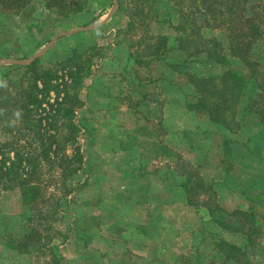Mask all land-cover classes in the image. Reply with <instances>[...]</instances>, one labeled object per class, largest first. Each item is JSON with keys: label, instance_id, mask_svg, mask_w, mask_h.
I'll return each instance as SVG.
<instances>
[{"label": "rangeland", "instance_id": "rangeland-1", "mask_svg": "<svg viewBox=\"0 0 264 264\" xmlns=\"http://www.w3.org/2000/svg\"><path fill=\"white\" fill-rule=\"evenodd\" d=\"M63 1L71 6L59 8ZM116 1L117 4L115 0H59L54 8L60 9V13L52 14L42 0H31L18 13L0 16V75L10 68H14V73L24 71L14 65L30 64L26 60L41 50L45 53L40 65L53 70L57 61L67 57L82 62L90 60L79 88L83 102L71 105L76 124L73 134L61 127L59 115L66 112L63 109L57 112L58 101L65 93L63 80L67 77L53 81L59 82L58 87L49 86L37 93L40 102L33 115L41 118L40 124L35 123L27 130L25 122L19 121L20 115L14 116L12 111L5 116L10 119L6 123L0 119V163L7 171L5 182L0 184V214L4 216L0 219V231H3L0 264H194L198 255L204 256L205 264H230L232 260L223 263L210 249L213 239L223 237L241 247L247 243L245 225L246 231H241V226L223 230L211 220L202 201L224 203L233 211L241 206L242 200L249 204L240 190H246L248 196L264 191V184L255 188L248 184L264 174V136L260 141H247L264 130L257 125L253 113L242 116V108L264 89V34L253 40L255 48L251 47L247 55L248 65L239 57L226 54L228 62L221 66L200 63L196 67L201 74L212 73L210 98H222L226 104L222 115L229 117L226 122L229 126L221 127L237 144L228 160L234 169L224 184L220 180L215 186L222 190L221 195L211 199L200 189L192 197L197 201L189 205L180 191L171 193L170 175H165L163 184L154 177L145 184L143 175L152 176L156 170L154 176L161 177L166 167L175 165L178 175L185 176V172H194L197 167L203 172L206 184L225 172L220 162L225 138L216 125L208 127L202 117L186 108L184 91L189 95L196 93L191 85L183 91L179 88L166 92L160 81L148 84L149 78L155 79L164 70L161 62L153 63L151 68L128 65L124 52L119 55V63L112 61L113 50L120 40L124 43L126 39L138 40L146 35L155 36L154 39L176 36L177 32L165 20V13L172 5L160 0L165 3L150 9L141 0H121V8L133 14L129 17L119 10V0ZM258 2L248 1L250 6ZM78 7L83 10L76 12ZM173 8L177 12L176 5ZM110 9L115 12L109 13ZM105 20L107 24L102 25ZM195 33L201 37L196 45L204 44L210 36H215L224 47L229 45L223 27L199 26ZM143 46L145 43L134 45L132 50L141 51ZM252 57L260 65H252ZM128 68L144 79L141 82L145 87H138L147 95L145 104L131 91L130 80L135 74L129 80L128 72L123 74ZM225 70L237 73L247 84L245 94L237 77L229 82L222 80ZM65 72L58 70L57 74ZM97 78H100L98 83ZM184 78L177 77L174 81L184 85ZM219 88L220 96L214 93ZM55 113L58 118L54 121L50 116ZM232 115L237 124H233ZM166 121L168 124H164ZM177 129L181 133L172 137L177 132L171 131ZM56 130H64V134H56ZM192 139L197 142L201 160L191 164L187 159L193 162L188 149ZM256 145L261 147L258 149ZM122 168L129 171L127 177L121 175ZM24 177L28 186L36 188L33 212L23 202L22 188L17 184ZM251 204L264 216V199ZM37 210L43 211L41 216L35 214ZM237 214L232 218L238 216L247 224L245 215ZM257 221L261 225L259 233L249 241L253 247L247 245L248 254L241 255L233 264H264V218ZM25 237L40 241L42 246L14 248L5 242L12 240L16 245L24 243Z\"/></svg>", "mask_w": 264, "mask_h": 264}, {"label": "trees", "instance_id": "trees-1", "mask_svg": "<svg viewBox=\"0 0 264 264\" xmlns=\"http://www.w3.org/2000/svg\"><path fill=\"white\" fill-rule=\"evenodd\" d=\"M56 1L59 0H42L43 4L52 14H59L60 9L58 10L57 8H54ZM141 1L144 4H148L150 9L156 7L159 3H165V1L160 0ZM248 1L249 0H166V4H171L172 9L166 11L165 20L170 24V27L177 32L176 36H158V38H155L156 40L154 39L155 36L152 35H146L142 38L139 37L138 40H131L129 38L128 40L126 39L124 43L121 40L117 42V49L115 48L113 50L115 54H117L118 51H123L126 55L128 65H131L130 63H135L137 66H147L151 68L153 63H157V65H159L158 63L161 62L164 70L161 71L155 79L149 78L148 84H151V82L154 84L155 82L157 83L160 81L166 92H172L174 89L176 90L179 88L183 91L188 85H191L196 93L189 95L187 90L184 91L187 96V101L185 102L187 105L186 108L200 117H205L210 126L216 125V130L223 134L225 138V145L223 149V158L220 162L223 163L222 170L225 172L221 174V177H215V179L212 178L211 181L204 184L203 176L193 175L194 173H186L185 177L176 184V186L183 189V193L186 195L187 201L190 202L193 200L197 201V198L193 199L192 197H194L196 192L200 189L206 191L205 194L209 195L211 199L217 198L221 189L217 190L215 186L219 184L220 180L224 184L227 180L229 172L234 169L233 163L228 162V160L232 158V147L237 144V142L234 138H232V136L227 135L224 132V128L229 126L226 122L230 120L229 117L227 118L222 115V111L225 109L226 104H224L222 98H210L211 95H213V92H211L212 85L210 84L212 73L207 72L205 74H201L196 67H198L200 63H203L204 66H208L210 64L211 66H213V64L221 66L225 62H228L225 59L226 54H229L232 57H239L243 60V62L247 63L246 65L249 64L247 55L249 51H251V47L255 48L253 40L257 39L261 34H264V19L261 18L262 15L264 16V1L259 0L258 3L251 6ZM30 2L31 0H0V8L3 9L0 11V16H6L8 14L11 15L13 12L18 13L26 4ZM120 4H122L121 0H119V5ZM173 5H176L177 12L176 9L173 8ZM67 6L71 5H69L66 1H63L59 8ZM82 10V7H78L76 12H80ZM119 10L123 12L125 11L126 14L128 13L126 8H121V5ZM141 12L142 11L140 10V15L143 13ZM128 14L129 17H133L132 13L129 12ZM129 19L130 22L133 21V19ZM199 26H205L211 29L223 27L226 31V35L229 37V45L224 47L215 36L206 37L204 44L201 43L196 45L197 39H201V37L195 33L197 27ZM152 40L153 43H150ZM154 40L156 41V44ZM142 43H145V46H143L141 51H138V49L132 50L134 45L139 47L142 46ZM209 44L210 47L208 46ZM200 56H202V58H200ZM42 58H44V55L32 60L30 64L25 66L14 65L16 68L21 67L24 69V71H21L20 73H14V68H10L7 69V71L2 72L0 75V119L6 123L10 119L5 116L8 112L12 111L14 116L17 114L20 115L19 121L21 123L25 122L27 130L29 127L32 128L35 123L40 124L41 118H36L33 115L34 109L39 106L40 102L37 98V93L41 89L47 90L49 86L58 87L60 85L59 82L53 83V81L58 78L67 77L66 80L69 82L63 80L65 85L63 90L65 89V93H63L61 100L58 101L57 112H59L60 109H63L66 112L59 115L60 123L62 124L61 127L65 126L66 129L64 130H67L68 134H73L74 131H76V124L73 119L75 112L71 105L78 103L81 104L83 102L80 99L81 91L79 88L82 85L83 77L87 75L88 67L86 66V63H89L90 60H83L84 62H82L77 61L74 57L72 59L67 57L64 60L60 59L57 61L55 66L56 68L53 70L51 67L44 68L40 65L39 62L42 61ZM74 59L75 61L71 62ZM76 61L82 62L83 64L81 65L76 63ZM251 63L252 65H260V62L253 57ZM72 67H75V69L72 70ZM58 70H65L66 72L63 75H58ZM125 70L129 74V76L127 75L129 80L132 77V73L135 74V77L130 80L132 83L130 85V87L132 86L131 91L136 94V98L141 99L142 104H145L144 100L147 95L146 93L144 94V89H140L142 84L141 81H144V79L137 74V71H132V69L129 68ZM13 76L17 77V79L12 78ZM175 76L176 78L185 77L186 82L184 85H179L180 83L177 80L174 81L176 79ZM262 76L264 78V73ZM235 77H237V82L243 89L242 94H245L244 91H247V84L241 81V78L237 76V73L232 70H225L222 73L221 78L222 80L229 82L230 79H235ZM99 79L100 78L96 79V83H98ZM38 82L41 83L40 88ZM139 85L140 87H138ZM261 90V92L256 94V98L251 99V101H249L248 104L242 108V116L247 115V112L253 113L254 116L256 115V119L258 121L257 125H259L260 128L262 127L264 130V89ZM221 91L222 89L219 88L216 89L214 93H218V96H220L222 94ZM57 118L56 113L50 116V119H54V121ZM234 118L235 115H232L231 119L233 124H237V120ZM64 119H67V121H64ZM58 127L59 126H56V128ZM64 130H56L55 132L56 134H64ZM262 132L263 131H259L256 135H252V137H249L247 141L250 142L251 139L252 141H260L262 136H264V133ZM68 134L66 136H68ZM49 135L55 137L53 134ZM51 144L52 143H50V145ZM243 146L249 150L247 144H244ZM256 146L258 149L261 147L259 145ZM6 175L7 171L3 169V166L0 163V184L5 182ZM25 178L26 177L19 179L17 184L18 186L20 185V188H22L21 196L23 198V202L25 205L28 204L27 208L33 212L35 207L34 201L37 203V198L35 197L36 188L33 185L28 186L29 182ZM248 184L253 188L259 187L260 184H264V174L261 173L260 179L255 178L250 180ZM231 189L235 188L232 187ZM242 189H244V187ZM245 193H247L246 190H240L242 197L245 200H248L245 203L248 202L249 204H244L242 202L243 200L241 201L240 199L241 206H237V208L233 209V211H229V208L224 203L218 204L202 201L204 206H207L209 210L211 220L217 223L223 230H235L238 226H241L240 230L244 231V225L247 228V231L245 230L247 243H245L243 247L233 244L223 237H216L213 239L210 249H212L217 259L223 261V263L232 260L228 263L233 264L241 255L248 254L246 247L247 245H253L252 243H249V241H252V239L257 236L256 234L259 233L258 230L261 226L257 225V219L264 218L261 212L251 204V202H255L256 199L258 201L264 199V191H261L260 195L252 196H248ZM42 213L43 211L41 210H37L35 212L38 216H41ZM237 213L245 215L247 224L242 223L238 219V216H236V219L232 218ZM3 217L4 216L0 214V219H3ZM2 232L3 231H0L1 234ZM28 235L29 234H25L26 237H28ZM26 237L25 240H23L24 243L20 242L16 245L12 244V240H6L5 242H8V245L14 248H21L22 245H28L31 247L39 245L42 246L40 241L35 239L29 240V238ZM197 257L198 261L194 264H205V259L202 258L204 256L198 255Z\"/></svg>", "mask_w": 264, "mask_h": 264}, {"label": "crops", "instance_id": "crops-1", "mask_svg": "<svg viewBox=\"0 0 264 264\" xmlns=\"http://www.w3.org/2000/svg\"><path fill=\"white\" fill-rule=\"evenodd\" d=\"M115 12V10H111L110 9V11H109V13H111V14H113ZM109 16H107L106 18H108ZM107 20H105L103 23H102V25H105V24H107ZM42 45H45L44 43L42 44ZM115 48L117 49V47L115 46ZM40 51H37L35 54H33V55H30L31 57H34L36 54H38ZM121 52H123V51H118L117 52V54H115L114 52V55H113V58H112V61L113 62H117V63H119L118 62V58H119V55L121 54ZM45 53V51H42L41 50V52L38 54V56H42L43 54ZM30 56H28V57H30ZM27 57V58H28ZM30 57V58H31ZM115 57V58H114ZM30 58H28V59H30ZM26 59V58H25ZM120 64H122V62L120 63ZM114 72H116V71H114ZM120 72L121 71H119L118 72V74H120ZM124 73H127L126 71H123V74ZM126 75H128V74H126ZM113 76H115V74H113ZM144 85V86H143ZM97 86V85H96ZM141 87H145V84L144 83H142L141 84ZM133 94V93H132ZM135 94V93H134ZM147 98V97H146ZM145 98V99H146ZM144 102H146V100H144ZM130 109V108H129ZM192 114H195L194 112L192 113ZM162 117V116H161ZM199 118H201V117H199ZM202 119L203 120H205V122H206V124L208 125V127L210 126L209 124H208V120L205 118V117H202ZM201 119V120H202ZM161 120V119H160ZM168 124V122L166 121V122H164V124ZM161 124H162V122H161ZM179 130L177 129V130H174V131H171V132H177L176 134H172V137H174V136H178V134H180L181 132H178ZM196 145H197V142H196V140H194V139H192V141H191V144H189L188 145V149H189V151L192 153V155H193V162H191L190 161V159H187L188 160V162L189 163H199V161L201 160V159H199V154H198V151L196 150ZM141 146L145 149L146 147H145V145L141 142ZM119 151V150H118ZM120 151H121V149H120ZM122 152V151H121ZM179 158H177L176 160H178ZM194 168H195V166H194ZM120 171H121V175L123 176V177H127V175H128V173H129V171L127 170V169H125V168H122V169H120ZM156 171V170H155ZM153 172L154 174L152 175V176H149V174L148 173H146V175L144 174V171H142L143 172V177H144V179H146L147 181V183H145V184H148V182H149V179L151 178V179H153V177H154V179L156 180H159V182L161 183L162 182V184L166 181V176L165 175H170L169 177H168V180H169V178L171 179V181L174 183H172L173 185H172V191H171V193H173V192H178V191H180L182 194H183V198H184V202H186L187 204H189V205H193V201L192 202H190V201H187V197H186V195L183 193L184 191H183V189L180 187L179 188V186H176V184L177 183H179L180 182V180H182V178H184L185 176H179L178 175V173L176 172V170H175V165H170V166H168V167H166L165 168V170H164V173L162 174V176L161 177H158V176H154V175H156L155 173H157V172ZM146 172H148V171H146ZM186 173H194L193 175H201V176H204V174H203V172L200 170V168H195V170H194V172H191V171H187V172H185V174ZM130 174V173H129ZM168 180H167V182H168ZM221 191L222 190H220V192H219V196L221 195ZM224 192H225V190H224ZM122 194V193H121ZM219 196H217V197H219ZM219 203V202H218ZM223 204V203H222ZM199 206H203L202 204H199Z\"/></svg>", "mask_w": 264, "mask_h": 264}, {"label": "water", "instance_id": "water-1", "mask_svg": "<svg viewBox=\"0 0 264 264\" xmlns=\"http://www.w3.org/2000/svg\"><path fill=\"white\" fill-rule=\"evenodd\" d=\"M115 3L117 4V1H116V0H115ZM113 9H114V8H113ZM42 51H43V50H42ZM40 52H41V51H40ZM40 52H39V53H40ZM39 53H38V54H39ZM38 54H36L34 57H31L30 59H27L26 61H27V62H31L34 58H36V57L38 56Z\"/></svg>", "mask_w": 264, "mask_h": 264}]
</instances>
